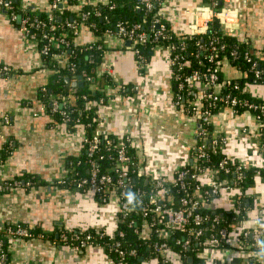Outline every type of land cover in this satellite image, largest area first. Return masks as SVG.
I'll use <instances>...</instances> for the list:
<instances>
[{"label":"crops","instance_id":"crops-1","mask_svg":"<svg viewBox=\"0 0 264 264\" xmlns=\"http://www.w3.org/2000/svg\"><path fill=\"white\" fill-rule=\"evenodd\" d=\"M20 1L37 12L48 13L51 8V0ZM212 1L163 0L160 13L175 34H192L204 13L202 8L212 7ZM217 1L218 7L232 10L237 17L232 33L264 64V0ZM96 39L88 26L76 37L79 44ZM128 45L112 40L97 70L98 74L106 72L112 82L105 84L102 79L96 84V89L102 86L108 97L105 104L97 106L102 114L98 128L114 138H130L147 163L153 162L155 168H148L170 180L178 167L191 162L201 124L184 105L174 102L168 54L160 48L152 50L146 67H141ZM3 64L10 67L11 75L0 73V149L6 152L0 162V183L15 178L23 184L0 192V229L22 223L35 234L32 238H6L7 264H121L100 245L76 248L58 239L63 229H106L112 234L118 226V212L96 197L59 182L71 170L67 166L69 158L82 153L85 130L83 126L72 130L47 109L41 110L39 90L47 86L54 73L44 65L35 43L0 9ZM223 74L241 77L232 63L224 65ZM124 84L126 93L114 92ZM251 90L255 97L264 98V80L252 84ZM212 126L213 136L224 139L221 153L244 163L255 178L249 184L222 190L207 206L222 209L233 218L237 197L243 192L247 216L239 227L253 230L264 226V137L256 116L249 111L236 113L222 105L212 116ZM32 179L34 183L26 186L25 182ZM200 179L205 184L209 176L204 173ZM233 226L232 236L241 240L238 224ZM230 249L210 251L208 262L246 264L245 254ZM170 255L171 264H180L175 253ZM261 262L264 264V255Z\"/></svg>","mask_w":264,"mask_h":264},{"label":"built area","instance_id":"built-area-1","mask_svg":"<svg viewBox=\"0 0 264 264\" xmlns=\"http://www.w3.org/2000/svg\"><path fill=\"white\" fill-rule=\"evenodd\" d=\"M111 0H77L75 4H70L68 0H51L50 10L48 12V21L42 20L34 16V11L20 0H0V9L5 10L11 22L28 38L33 41L39 48L42 56L49 57V61L44 62V65L50 68L53 73H59L60 68L68 67L71 72L76 71V65L71 61L72 56L78 50L84 52L97 48L104 51L103 60L98 65V68L104 62L106 52L110 49L109 43L112 40H117L126 44L129 42L130 47L140 61L141 67H146V58L141 51V46L145 45L150 34L145 30L140 23H134L131 26H126L122 22L117 23L116 31L107 29L103 36L101 45L97 44V39L85 44H79L76 37L81 28L86 25V20L91 15L92 10L86 9V6L93 7L94 14L100 15V12L95 8L99 5H109ZM163 0H138L136 8L151 11L157 5L160 6ZM63 4V8H69L74 11L75 17L67 20L66 27L71 31L61 32L56 34L55 25L56 16L54 14L58 6ZM213 6L202 8L201 19L195 23L193 35L205 34L212 22L217 19L219 24L227 31L233 34L235 22H237L232 10L222 9L218 7V1H212ZM111 8L114 4L109 5ZM207 12L205 13V11ZM30 11L32 13H30ZM201 12V13H202ZM160 10L155 14L153 19V29L151 34L156 41L152 50L160 48L164 50L169 57L172 67V79L179 84V92L175 94L174 102L176 105H184L187 111L197 116L201 127L198 130V145L195 152L191 156V166L184 164L176 169L173 179H164L152 172L148 168V163L145 160L143 153L136 149L130 138H111L108 134L100 132L99 125L102 123L100 109L97 106L103 105L108 101V97H100L96 101L95 116L93 122L96 123V129L91 137L86 134L83 138V151L79 155L87 156L89 164V175L87 177H79L77 171L72 172V182L76 184L77 190L85 189L84 193L93 194L101 203H108L112 199L117 202L118 206V224L128 221L130 226L136 225L135 232L145 240L154 232L158 240L154 243L156 256L153 258H144L142 264H171V255L175 253L180 264L189 263L188 259L194 254L199 261L196 264H210L208 262V253L210 251L227 252L228 247L232 252H242L247 257L246 264H263L261 255H264V226H256L253 230L243 229L239 226L244 222L247 213L244 210L245 194L240 192L237 197L232 225L238 224L240 228L239 238L233 237V233L226 226H220L219 215L207 214L203 211L205 204H209L214 196H218L224 189L238 188L243 185L248 167L241 162L231 159L228 155L223 154L216 166L208 165L204 168L200 166V160H209L212 154H217L221 151V146L224 143L223 138L214 137L210 130L212 126V116L214 110L224 105L232 109L234 112L249 111L254 113L260 126L261 134L264 137V98L255 97L251 90L252 84H258L260 80H264V67H261L259 57L250 48L244 50L243 56L249 69L244 70L240 65L237 69L242 78H245L248 72L253 74V82L241 85L239 79H234L223 74V67L227 63H231L229 59H223L215 63L218 53L226 48L225 44H217L214 38H210L208 42H198V49L206 52L205 57L209 62L214 63L207 70L194 69L189 73H184V70L189 66L190 61L186 56L185 35L175 34L168 23L163 20ZM21 17L20 22L18 18ZM18 23V25H17ZM90 27L96 28L92 22ZM178 38L176 41H171L172 33ZM168 31V32H167ZM166 43H161L165 42ZM42 42V44L40 43ZM55 49L57 52H54ZM196 58L199 54H194ZM233 59L237 58V50L231 52ZM56 61V64L54 63ZM53 62V65H52ZM199 64H202L199 62ZM96 69V73L97 70ZM0 73L9 77L11 69L8 65H0ZM110 77L106 72L97 73V77ZM82 78V77H81ZM79 78V80H81ZM103 82H105V79ZM101 79V80H102ZM87 80H92L90 88L96 90V79L87 76ZM78 79H70L71 88L68 93H60L51 97V113L58 114L60 120L68 125L71 121V113L69 111L70 103L77 99V96L71 91L77 83ZM116 87V86H115ZM115 87H112L115 89ZM116 92L126 93V85H121L116 88ZM46 90V86L42 91ZM237 91L249 94L255 99L241 98L237 95ZM47 109V106L42 102L41 110ZM5 121H9V117H5ZM79 120H77L78 122ZM91 125V123H89ZM133 150V152H132ZM1 158V152H0ZM109 159L111 164L102 167L101 161ZM208 174V183H203L200 179L202 174ZM221 174H227L224 179L220 178ZM229 175H234L233 177ZM188 177L199 179V183L195 186L188 181ZM141 180L143 183L138 184L136 181ZM59 182L65 183V179ZM23 183L20 179H11L9 182L0 183V192L9 190L14 186H21ZM26 186H31V180L25 182ZM174 189L177 195L174 193ZM245 212V213H244ZM141 217L140 225L137 227V217ZM117 224V225H118ZM139 224V223H138ZM242 227V226H241ZM69 230V229H68ZM87 229H80L73 233L71 239L76 241V248H85L92 243V234L84 232ZM69 231H74L70 229ZM99 236L108 235L114 239L113 246L119 257L121 264H138L125 262L127 250L121 248L122 242L116 239V236H124L122 230L117 229L112 234H108L106 229L96 230ZM180 232L183 236L176 240V244L180 249L175 251L170 239L175 232ZM35 234L26 225L17 223L8 226L6 229H0V264H7V252L5 240L6 238H32ZM251 237V238H250ZM61 240L68 242L69 236L64 232L61 234ZM93 244V243H92ZM189 251H191L190 254ZM128 254L136 256L138 254L135 248L128 250Z\"/></svg>","mask_w":264,"mask_h":264},{"label":"trees","instance_id":"trees-1","mask_svg":"<svg viewBox=\"0 0 264 264\" xmlns=\"http://www.w3.org/2000/svg\"><path fill=\"white\" fill-rule=\"evenodd\" d=\"M138 0H111V3L109 5L114 4V7L111 8V6L102 4L95 8L98 12H100V15H95L93 7L86 6V9L92 10L91 15L86 20V25L90 28L91 32L95 36H97V44L101 45V42L103 41L104 33L107 29H112L116 31V25L119 22H122L126 26H131L134 23H140L142 24L143 28L148 31L150 34V37L145 42L144 46H141V51L144 54L146 58V62L148 61V58L151 54L152 47L156 43V41L153 39L151 29H153V19L155 14L160 10V6H156L151 11L146 12L145 10H140L136 8ZM209 1V0H207ZM68 2L72 5L77 2V0H68ZM30 13H32L30 11ZM34 16H37L38 18L48 21V13L47 12H34ZM54 14L56 16L55 25L57 26L55 33H61V32H70L71 31L66 27L67 20H70L72 17H75L74 11L70 10L69 8H65L62 10H55ZM161 17V16H159ZM95 24L96 28L90 27L91 23ZM18 25V23H17ZM172 33V39L171 41L179 42L177 37L173 34L171 30H169ZM168 32V31H167ZM214 38L217 42V44L222 45L225 44L226 48L221 50L218 53V56L216 57V62L223 60V59H229L232 61L231 63L234 66L240 65L241 68L244 70L249 69V65L246 63V60L244 59L243 53L244 50L248 47V44L240 41L238 37L234 34L228 33L220 24L217 19H215L209 30L203 34H193V35H185V42H186V56L187 59L190 61L189 66H187L184 70V73H189L194 69L198 70H207L211 65L214 63L209 62L207 58L205 57L206 52H202L198 49V42L206 43L209 41V39ZM42 44V42H40ZM161 43H166L161 42ZM236 48L237 50V58L233 59L231 57V52L233 49ZM249 48V47H248ZM54 52H57L55 49H52ZM199 54V57L196 58L194 56L195 53ZM104 51L102 49L97 48V46L91 50L79 52L78 50L76 53L72 56L71 61L75 63L76 65V71L71 72L70 69L66 67L60 68L59 73H54L50 77V81L46 86V90L42 91V89L39 90V98L41 101L47 106V110L51 111V97L52 95L60 94V93H68L69 89L71 88L70 83L66 81V78H70L71 80L73 78L78 79L77 85L72 88V92L77 96V99L70 103L69 111L71 113V121L68 123V127L72 130H75L78 124H81L85 127L86 134L91 137L94 130L96 129V123L93 122V117L95 116V109H96V101L100 97H105L106 94L103 91V87L99 85L98 89L92 90L90 88L91 81L87 80V76L94 77L96 79V82L101 80L102 78L105 79V84L112 83L111 80L108 78V76H103L101 78L97 77V73L95 72L98 68V65L103 60ZM44 62L49 61V57H45ZM202 63V64H199ZM56 64V61L54 62ZM53 65V62H52ZM261 67H264V64L260 62ZM82 77V78H81ZM81 78V80H79ZM239 79L240 84L243 86L246 83L253 82V74L248 72L245 78H236ZM82 81V85H79V82ZM262 80L259 81L261 83ZM127 90V89H126ZM173 90L174 94L179 92V84L176 80L173 79ZM237 95L241 98H251L255 99L249 94L242 93L241 91H237ZM218 109V108H217ZM216 109V110H217ZM214 110V111H216ZM58 119H60V116L58 114H54ZM77 120H79L77 122ZM91 123V125H89ZM211 131H213V126H211ZM111 138H114L113 136H110ZM199 141V140H198ZM1 158L0 162L3 160V158L6 156V152L4 150H1ZM133 152V150H132ZM195 152V151H194ZM223 154L221 151L217 154H212L211 158L209 160H200V166L202 168L213 165L216 166L217 163L220 161ZM81 163H79V157L78 158H69L67 166L69 169H71L68 173V175L64 178L65 183L64 185H68L69 187L76 188V184L72 182V172L77 171L79 174V177H87L89 175V164L87 162V156L82 155L80 157ZM101 166L104 168L106 166H109L111 164V161L109 159H105L101 161ZM191 166V164H188V167ZM227 174H221L220 178L226 177ZM233 177L234 175H229ZM255 173L252 172V170H246V176L245 181L243 182V185L249 184L250 181H253L255 178ZM35 180H31L32 184ZM188 181L192 184V186H195L199 183V179H192L191 177H188ZM138 184H145L140 179L136 181ZM144 186L148 187L147 184ZM77 189V188H76ZM82 193L85 192V189L78 190ZM175 195H177L176 190L174 189ZM217 197L214 196L212 200ZM208 204H205V206L202 208L203 211L207 214L213 215L214 213L219 215L220 220V226H226L228 229L233 228L235 224L232 225L233 221L231 220L232 215H230L228 212L223 211L222 209H213ZM141 217H137V227L140 225ZM139 223V224H138ZM136 225L133 224V226H130L128 224V221L121 222L118 224V229L122 230L124 232V236H116L117 240H120L122 242L121 248L127 250V255L125 257V262L127 263H138L142 264L144 261V258H153L156 256V251L154 249V243L158 240L156 234L152 232L151 236L147 238V240L141 238L139 234L135 232ZM74 231H69L68 229H63L60 232V237L58 238L60 242L66 245L75 246L77 243L76 241L71 239V236H73L74 232H77L80 229H72ZM66 233L69 236L68 242H64L61 240V234ZM91 233L92 234V243L95 245H100L105 248L106 252L114 257L117 261L122 262L121 257L117 255L114 249H111L113 246L114 239L110 238L108 235L99 236L97 231L94 228H88L85 233ZM178 238H182L183 236L180 232H175L171 239L170 244L172 248L175 251H178L180 249L179 245L176 244V240ZM135 248L138 252L136 256H132L128 254V250H131ZM191 251H189L188 254H190ZM194 257V264L198 263L199 261L195 258L194 254L191 253Z\"/></svg>","mask_w":264,"mask_h":264},{"label":"rangeland","instance_id":"rangeland-1","mask_svg":"<svg viewBox=\"0 0 264 264\" xmlns=\"http://www.w3.org/2000/svg\"><path fill=\"white\" fill-rule=\"evenodd\" d=\"M152 163V164H151ZM150 164L148 163V165H150V167L153 169V168H155V167H153L154 165H153V162H151ZM88 194H90V193H88ZM90 195H92L93 197H95L93 194H90ZM90 195H88V196H90ZM106 205H108V206H110V207H112L113 209H114V211H116V213L118 212V209H116V208H118V206H117V202L114 200V199H112L110 202H108ZM106 208V207H105ZM231 255V254H230ZM237 256H239V257H242L241 255H237Z\"/></svg>","mask_w":264,"mask_h":264},{"label":"water","instance_id":"water-1","mask_svg":"<svg viewBox=\"0 0 264 264\" xmlns=\"http://www.w3.org/2000/svg\"><path fill=\"white\" fill-rule=\"evenodd\" d=\"M62 8H63V4H60V5L58 6V9H62ZM20 19H21V17L18 18V21H19V22H20ZM127 43L129 44V42H127ZM66 81L69 83V82H70V78H66ZM72 85H73V86H76L77 83L73 82ZM79 85H82V81L79 82ZM200 127H201V126H200ZM189 261L192 262V258H191V257L189 258Z\"/></svg>","mask_w":264,"mask_h":264}]
</instances>
